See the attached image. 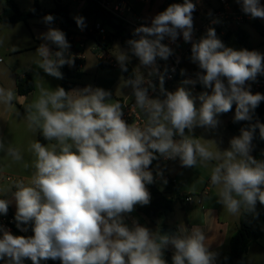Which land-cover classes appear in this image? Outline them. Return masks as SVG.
<instances>
[{
    "label": "clouds",
    "instance_id": "obj_1",
    "mask_svg": "<svg viewBox=\"0 0 264 264\" xmlns=\"http://www.w3.org/2000/svg\"><path fill=\"white\" fill-rule=\"evenodd\" d=\"M237 3L243 13L264 19L260 0ZM195 7L192 0L170 4L151 19L150 26L134 30L138 38L129 39L127 49L116 48L114 55L122 71H128L132 56L139 60L133 77L122 86L131 87L142 123L128 124L122 119L127 105L110 102L108 90L90 85L70 91L60 86L52 89L37 76L36 95L26 104L23 120L29 131L42 134L48 143L30 142L26 151L32 159L23 167L31 168V175L15 181V191L0 189V193L11 192L15 200L16 227L26 232L31 225L34 235H13L0 226V260L7 257V264H24L25 260L41 264L49 259L61 264H167L164 250L171 246L172 264H215L218 254L209 250L201 226L189 231L181 225L176 234H161L135 219L131 226L125 223L136 205L150 202L146 184L154 182L149 167L157 154L165 160L179 158L183 167L211 164L209 182L217 189V202L230 215H255L257 202L264 205V160L251 155L257 129L264 139V123L257 120L241 128L223 151L215 141L193 135L196 127L216 129L218 116L231 111L233 104L234 122L253 120L264 94H253L246 85L264 74V55L226 47L214 28L193 41ZM74 19L84 30V17ZM53 21L52 15L43 18L48 25ZM181 34L185 42H192L190 59L201 70L196 79L182 84L199 82L211 89V94L199 95V108L185 87L165 90L168 68L162 72L157 64V58L166 61L173 52L162 41L175 42ZM39 38L44 43L36 49L32 63L47 75L63 79L60 69L74 64L65 33L49 27ZM153 77L159 80L163 98L149 95V89L156 90ZM15 99L12 88L0 86V106L19 117ZM0 152L13 163L24 161L22 149L3 137ZM11 202L0 199V214H7Z\"/></svg>",
    "mask_w": 264,
    "mask_h": 264
},
{
    "label": "crops",
    "instance_id": "obj_2",
    "mask_svg": "<svg viewBox=\"0 0 264 264\" xmlns=\"http://www.w3.org/2000/svg\"><path fill=\"white\" fill-rule=\"evenodd\" d=\"M30 1H32V7H33V0H30ZM37 1L39 4V0ZM15 2L16 0H14V3ZM127 3L129 4L131 8V12L127 15L131 14L132 16L139 17L148 26H150L151 19L155 15L165 10V4L163 0H152V1L151 0H127ZM57 4L63 7H66L69 17L73 19L74 17L78 16L80 12L82 11V9H84L87 6V0H68V1L59 0L58 2H53L51 5L48 4L49 8L47 9H42L40 5H39V8L41 11H48V10L53 9ZM0 7L3 11L5 10L6 5H5L4 0H0ZM31 9H28L27 11H30ZM20 11H23V10H20ZM0 15H1V12H0ZM3 16H6V15H3ZM124 19L127 21H131L128 19V17H126V15ZM96 21L97 19H94L92 17L85 19L86 27L84 29H87L93 22H96ZM22 23L27 25V32H28V36L22 38L23 40H25L24 41L25 45L17 46L15 44H12V45L4 47V52L6 54H9L10 56H20L25 53H29L31 51L35 52L36 49L39 47V45L41 43H44V41L39 38L40 34L46 32L49 27H54V28L59 29L61 26L57 18H54V21L51 25L45 24L43 22V19L33 18V19H28L26 22L9 24L5 26L16 27ZM0 25H3V24H0ZM79 30L80 28L78 27H72L69 29V32L78 33ZM128 30L130 33L134 35V30H135L134 28H131L129 26ZM230 32H235V31L232 30ZM135 37L138 38L137 36ZM200 38L201 37H198L194 39L193 41H198ZM104 40L105 39L101 41H104ZM191 46H192V42H185L184 40L179 42V44L176 47V51H177V54H179V56L181 57V59L182 57L188 56L187 50L191 48ZM50 47L55 48V46L53 45H50ZM85 49L83 51L82 64L79 67L81 76L83 73L81 70L83 69L84 60H85ZM108 49H103V48L97 49L96 48V50L93 51L97 53L98 55V60H97L98 65L100 68L109 67L112 69H118V64L107 54ZM129 65L132 68V70L135 72V69L139 66L138 58L136 59L131 58V62H129ZM68 67L70 68L71 66H68ZM141 71L145 75H147L145 69L141 68ZM25 74H28V73L24 72V73L16 75L14 81H12L11 86L9 88H12L15 91V93H16V87H15L16 79L24 77ZM81 76L77 80H74V79L71 80L72 82H74V84L71 86V88L68 91L81 88L80 87ZM40 78L43 79V81L45 82V85H48V82L51 81V77L47 75L46 73L43 74V76H40ZM187 78L190 79L189 76H187ZM32 80L34 83V90L32 91V93L27 96H19L16 93V99L13 101L15 108L17 107L16 110H18L21 115L17 117L13 112H11L13 116L11 126H8L9 120L7 119H6V123L7 122L8 123L6 125L4 124L3 126H0V137H3L4 139H7V140L12 139V138L16 139L15 140L16 142H14L15 143L14 146L21 148L24 154V161L14 163V166H13L15 174L16 176H18L17 180L29 177L32 172L31 168L25 169L23 167V163L29 162L28 157H30V154H28L26 151L29 143L35 140H38L42 144L48 143L43 138L42 134L32 133L31 131L27 129L26 123L23 120L24 113L22 109L19 108V105L20 104L22 105L23 103H25L27 99H29V97H32L31 95H33V93L36 91V87H35L36 81L34 80V78H32ZM171 82L164 84V88L166 91H171L169 89ZM60 83H61V79H60ZM157 94L158 96L162 97V94L160 93L159 88L157 90ZM132 100H134V96L132 95V92H131L130 95L125 100H121L120 102L127 103ZM230 119H231V116H230ZM230 119L226 121L225 124L223 125L219 136L207 137L209 140L215 141L219 149L220 147L218 144L219 143L222 144V141L220 140L225 139L226 143L225 145L223 143L222 148H221L223 149L225 147L224 148L225 150L229 148L230 146L229 142L231 138L238 136L227 129V124L230 121ZM8 127H10V130H11L10 132H7L9 131ZM185 133L187 134V129L185 130ZM16 134L18 136H16ZM193 135L197 138H200L199 135L194 132H193ZM174 139L176 138L174 137ZM202 143H206V142H202ZM210 143L211 142L208 141V144ZM211 146L214 149V145H211ZM251 155H252V152H251ZM212 163L214 164L215 161H213ZM160 166L161 167H159L157 165V162L154 161L150 169L152 173L155 171L160 172L161 170V173H162L161 176H163V178L161 177V180H159V183L162 181L164 182V185H161V184L155 185L157 186L159 191H162L164 189L167 182H171L176 192H178L179 194H192L194 196H197L200 199V204L199 205H196V204L189 205L184 202L182 204H176L173 207V211L169 213L167 216L163 217V219L160 221V223H158V225H161L160 228L162 227L174 228L176 232L178 231L181 225H183L189 231L191 230L193 226H201L205 230L206 237L208 238L209 250L216 252L218 254L216 261H215V264H216L217 259L223 253L229 250V239L239 229V216H233V215L226 213V211H224L223 206L217 202V198L215 195L217 189L214 188L209 182L211 164L208 168L201 167L199 164L197 165V167H191V168L183 167L181 166L179 158H177L175 160H167L165 162H162ZM158 167H159V170H158ZM0 175H2L0 176V189H6V186L3 184L15 182L13 181V178L11 176H4L3 174H0ZM164 177L166 178L164 179ZM6 178H9V180H6ZM10 189L12 191H15V189L12 188V186L10 187ZM0 199H9L12 201L9 205V209L12 211V213L15 216L16 204H15L14 198L11 195V192L0 193ZM130 219H131V222L128 224L129 226H131L132 220L135 219L138 221L139 224L149 228L153 232L159 231L160 229L157 227V225L149 221L142 214L131 213ZM150 224L153 226H151ZM168 253H174V249L171 246L168 249L164 250V256H163L164 259ZM24 264H29V263H26L24 261ZM242 264H264V225L262 227L261 237L256 242H253L248 246L243 256Z\"/></svg>",
    "mask_w": 264,
    "mask_h": 264
},
{
    "label": "trees",
    "instance_id": "obj_3",
    "mask_svg": "<svg viewBox=\"0 0 264 264\" xmlns=\"http://www.w3.org/2000/svg\"><path fill=\"white\" fill-rule=\"evenodd\" d=\"M6 7L12 12L10 16L0 15V24L9 25L16 24L20 22H26L28 19H43L46 15H52L54 18H57L60 22V25L65 27L66 30V39L68 38L70 32L69 29L72 27H77L75 19L70 18L68 15V11L66 7L61 5H56L53 9L48 11H41L39 8V4L37 0H33V7L30 11H20L14 0H4ZM99 0H87V6L82 9L78 16L87 18L97 19L100 13H103L106 18H112L110 15L104 13L99 5ZM152 1V0H151ZM165 4V9L173 3H183V0H163ZM118 25L117 31L107 30L105 40L100 41V39L96 40L98 45L103 49H108L110 47L111 41L114 39H119L123 46L128 47L127 41L129 39L136 38L132 33L129 32V26L121 20H116ZM102 25H104L101 22ZM257 31H260V28L251 25ZM217 38L220 39L223 44L227 41L231 36L235 37L236 42L239 46V50L247 49L251 51L250 46L248 44L249 36L245 30L239 28L232 35L229 32H226L224 35H219V30H216ZM264 36V33H263ZM187 54L191 56V48L187 50ZM132 59H136L135 56L131 57ZM157 62H161L160 59L157 58ZM78 63L81 66L82 61L75 62L70 68L67 65H64L60 70L63 73V79H61L60 87H63L66 91H68L71 86L74 84L71 80H77L81 76V72L78 68ZM128 71L124 72L121 70L118 64V70L123 76L124 80H127L134 75V71L130 67L129 63L127 65ZM164 68L162 69V71ZM182 70V68H181ZM188 75L182 71L178 72L175 75V78L182 77L186 78ZM174 78V79H175ZM255 80H264V74H258ZM16 93L19 96H27L32 93L34 90V83L32 77L29 74H25L23 78H17L15 82ZM197 90L200 92H206L203 89L201 84L196 85ZM163 97V96H162ZM227 115L231 116L230 121L227 124V129L236 135H240L241 128H247L250 123H255L257 120L260 123H264V101H261L259 106L255 109L253 114L252 121H239L234 122L235 115V104H233L232 110L227 112ZM252 156L258 160H264V139H261L259 136V129L256 130L254 134V138L252 140ZM154 161H152L149 170L152 167ZM146 188L150 193V202L147 205H136L134 207V211L132 213H139L146 217L149 221L155 224V220H162L163 217L167 216L169 213L173 211V207L176 204H182L184 202V198L187 194H179L176 192L173 184L171 182H167L164 189L159 191L157 186L153 184H146ZM131 214V213H130ZM1 216H12L15 217L12 211L8 208V212L6 215L0 214ZM156 225V224H155ZM264 225V205H261L259 202L256 204V214H241L239 216V229L236 233H234L229 239V250L223 253L218 259L216 264H242L243 256L248 248V246L256 242L262 234V227ZM157 227L160 228L161 225L157 224ZM26 235L22 236H32L34 235L32 231L31 225L28 226ZM174 253H168L165 257L167 264H172V256ZM48 264H56L52 259L46 260Z\"/></svg>",
    "mask_w": 264,
    "mask_h": 264
},
{
    "label": "rangeland",
    "instance_id": "obj_4",
    "mask_svg": "<svg viewBox=\"0 0 264 264\" xmlns=\"http://www.w3.org/2000/svg\"><path fill=\"white\" fill-rule=\"evenodd\" d=\"M59 0H39V5L42 9L49 8L48 4H52L53 2H58ZM62 1H68V0H62ZM211 7L216 8L217 2L216 0H208ZM16 5L20 10L27 11L28 9L32 8V1L30 0H16ZM234 3H237V0H234ZM1 15L9 16L11 15V11L5 7V10L3 11L0 7ZM129 20L134 21V16L126 15ZM249 35L248 44L250 46L251 51L255 50L260 52L261 54H264V36L262 33L257 31L254 27L251 25H244L242 27ZM110 30V29H109ZM112 31V30H111ZM236 32V31H235ZM235 32H229L230 34H234ZM27 25L20 24L16 27H10L5 25H0V86L9 88L11 86L12 81H14L15 76L21 73H28L31 75L34 80L38 81L37 76H43L45 74L42 69H39L36 65L32 63L34 59L35 52L31 51L29 53H25L20 56H10L9 54H6L4 52V47L15 44L17 46H24V41L22 38L27 37ZM206 36V33L203 35ZM201 36V37H203ZM93 42H88L85 49V60H84V66L81 70L82 76L80 79V87H86V86H92V87H100L105 90H108L112 93V101L110 102H116L125 100L130 93L132 92L131 87H123L122 82L124 81L123 76L121 75L120 71L118 69H112L109 67L106 68H100L98 65V55L97 53L91 51V48L94 47ZM224 45L226 47H231L235 50H239V46L236 42L235 37L231 36L227 41H225ZM119 47L120 49H126L125 46L122 45L121 41L119 39H114L111 41L110 47L107 50V54L109 57H111L117 64V60L115 58V51L116 48ZM187 56V55H186ZM187 59V60H186ZM131 62V60H130ZM184 62V63H183ZM264 63V62H263ZM183 66V67H182ZM181 68H183V72H185L190 79H196V73L201 71L198 69V65L191 62L190 56L182 57L181 61ZM196 68V69H194ZM51 77V76H50ZM189 78H182L177 77L173 79V81L170 84L169 89L174 92L178 87H185L188 89L192 97L195 101V106L197 108L200 107V101L198 99L199 95L203 92H200L197 90V83L195 85H184L182 82ZM50 83V84H49ZM46 87H50L52 89H55L57 86H60V79L51 77V81L48 82V85H45ZM208 94H211V91H206ZM36 95V91L31 95L32 97H29L25 103L22 105H19V108L22 109L23 113H25V106L27 103L31 102ZM17 108V107H16ZM12 113L9 111H5L3 106H0V126L6 125V119L9 120L8 126H11L12 124ZM218 119L220 121L219 125L216 129H206L203 127H196L194 129V133L198 134L200 138L204 140H209L207 137L209 136H219L222 130L223 125L226 121L230 119V116L227 115V113L220 114L218 116ZM9 131L10 132V127ZM16 136H18L16 134ZM5 142H11L14 146L16 142L14 138L12 139H4ZM202 140V142H206ZM220 140V139H219ZM222 141V144L225 145V139L220 140ZM208 143V142H206ZM222 144L219 143L220 150L223 151ZM29 162L31 161L32 157H28ZM14 163L10 160V158H6L4 156V153L0 152V174H3L4 176H11L13 178V181L17 180V177L14 169H13ZM159 170V168H158ZM2 171V172H1ZM154 173V174H153ZM154 179H157V177L161 178V175H157L158 171L153 172ZM2 176V175H0ZM152 184V183H151ZM164 185V182H160L159 180L154 183L153 185ZM6 186V189H9L13 182L3 184ZM155 224L157 225L160 223L161 220H155ZM151 225V224H150ZM153 226V225H151ZM19 235V234H16ZM26 263L32 264L31 260H25ZM41 264H47L46 261H41Z\"/></svg>",
    "mask_w": 264,
    "mask_h": 264
},
{
    "label": "built area",
    "instance_id": "obj_5",
    "mask_svg": "<svg viewBox=\"0 0 264 264\" xmlns=\"http://www.w3.org/2000/svg\"><path fill=\"white\" fill-rule=\"evenodd\" d=\"M192 2L196 5L195 11L192 14L193 28H194L193 40L203 36L205 33H207V30L209 28H214L215 31L219 30V35L222 36L226 32H230L232 30L236 31L239 28H242L244 25H255L260 28L262 34L264 33V19L252 18L250 15L243 13L240 4L234 3V0H216L217 2L216 8L211 7L208 0H192ZM260 2L261 4H264V0H260ZM98 5L104 13L112 17L111 19L115 21L121 20L131 28L136 29L142 25L148 26L137 16H134V21H127L124 19L125 15L131 12V8L127 3V0H99ZM108 29L109 28H107L105 25H102L101 22L97 20L96 22H93L87 29L84 30L80 29L78 33L70 32L67 41L71 45L69 49V53L74 58V63L78 61H82L83 51L88 41H92V42L94 41L95 46L94 48L91 49L92 51H95L96 48L97 49L101 48L96 42V40L100 39L101 41L105 39ZM182 40L183 37L181 34L175 42H171L168 38H165V40L162 41V43L167 44L173 50L172 55L168 58V60L165 61L160 59L161 62H157L161 71L166 66L168 68V73L165 76V83L173 81L175 75L178 72L182 71L181 70L182 59L179 56V54H177L176 51L177 45ZM77 66L78 68L80 67L79 63ZM152 80L153 83L156 84V90L152 91V89H149V95L155 98L158 97L157 90L159 88V80L156 77H153ZM197 84L200 83L197 82ZM246 86L250 88V91L253 94L257 92L264 94V80L248 81ZM203 89L205 91H211V89H207L204 86ZM159 97L163 98L161 96ZM134 102H135L134 100L127 102L126 103L127 106H124L122 109L123 111L122 119H124L128 124H131L133 122L142 123L144 119L142 113H140V110L134 107ZM175 138L179 139L178 137ZM157 157L158 158L153 161H156L157 165L161 167L160 164L167 160H165L163 157H160L159 154H157ZM165 178L166 177H164V179ZM6 180H9V178H6ZM158 180H161V178L157 177V179H154V183H156ZM184 203L189 205L191 204L199 205L200 199L192 194H187L186 197L184 198ZM130 222H131L130 214H128L127 216H125V223L129 224ZM0 226H3L4 228L10 230V232L13 235L16 234L26 235L28 233L27 231L22 232L20 231V229L16 227V221L12 216H1ZM0 235H2V233H0ZM7 260L8 258L5 257L3 260H0V264H7ZM53 261L56 264H61V261L58 259Z\"/></svg>",
    "mask_w": 264,
    "mask_h": 264
},
{
    "label": "water",
    "instance_id": "obj_6",
    "mask_svg": "<svg viewBox=\"0 0 264 264\" xmlns=\"http://www.w3.org/2000/svg\"><path fill=\"white\" fill-rule=\"evenodd\" d=\"M97 20L102 22L107 28H109L112 31L118 30L117 22L111 18H106L103 13H100L98 15ZM59 29L61 31H63L65 33V36H66V28L63 26H60ZM159 232L161 234H176L177 233L174 228H169V227H162L159 229Z\"/></svg>",
    "mask_w": 264,
    "mask_h": 264
}]
</instances>
